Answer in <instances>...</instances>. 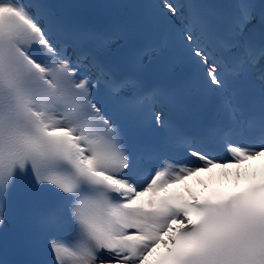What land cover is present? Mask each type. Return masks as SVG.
I'll list each match as a JSON object with an SVG mask.
<instances>
[{
	"label": "snow or ice",
	"instance_id": "snow-or-ice-1",
	"mask_svg": "<svg viewBox=\"0 0 264 264\" xmlns=\"http://www.w3.org/2000/svg\"><path fill=\"white\" fill-rule=\"evenodd\" d=\"M151 7L197 89L192 73L146 81L158 40L109 59L125 31L85 28L51 0H0V264H149L161 244L158 264H264V183L139 202L202 168L264 156V0ZM121 59L134 71H119ZM196 97L214 103L189 130L176 113ZM147 128L159 143L135 147L133 130ZM21 176L32 195L14 217Z\"/></svg>",
	"mask_w": 264,
	"mask_h": 264
},
{
	"label": "bare ground",
	"instance_id": "bare-ground-1",
	"mask_svg": "<svg viewBox=\"0 0 264 264\" xmlns=\"http://www.w3.org/2000/svg\"><path fill=\"white\" fill-rule=\"evenodd\" d=\"M159 1V0H158ZM217 4L228 3L229 0H216ZM227 155L219 156L226 157ZM195 159V158H193ZM264 173V156H257L245 160L242 164L228 163L222 166L221 163L215 164L210 169H201V171L186 177L184 180L176 184L169 185L166 189H162L159 193H145L140 198V203L147 204L151 199H156L160 193L170 189L176 191L179 195L189 198L197 197L208 187L215 183H223L236 188L244 180L256 177ZM167 238V237H166ZM166 250L164 245H159L155 253L149 257V264H155L161 260L163 252Z\"/></svg>",
	"mask_w": 264,
	"mask_h": 264
}]
</instances>
